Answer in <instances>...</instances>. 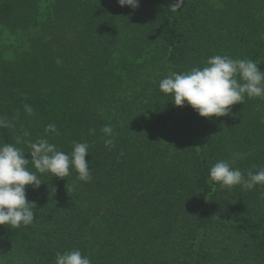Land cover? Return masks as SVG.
I'll use <instances>...</instances> for the list:
<instances>
[{
  "label": "trees",
  "instance_id": "16d2710c",
  "mask_svg": "<svg viewBox=\"0 0 264 264\" xmlns=\"http://www.w3.org/2000/svg\"><path fill=\"white\" fill-rule=\"evenodd\" d=\"M172 3L0 0V28L22 38L0 50V117L15 125L0 142L44 138L69 155L73 141L87 143L92 176L44 174L26 187L34 222L0 226V264H54L73 249L91 264H264V185L209 179L221 160L245 175L264 168V96L205 119L159 90L214 55L264 71V0Z\"/></svg>",
  "mask_w": 264,
  "mask_h": 264
},
{
  "label": "clouds",
  "instance_id": "9594fccd",
  "mask_svg": "<svg viewBox=\"0 0 264 264\" xmlns=\"http://www.w3.org/2000/svg\"><path fill=\"white\" fill-rule=\"evenodd\" d=\"M117 2L120 7L127 6L132 11L140 6L139 0ZM181 4L182 0H173L171 7L175 11ZM159 90L171 97L175 107L190 106L201 118L225 117L229 115L231 106L243 104L246 98L264 96V71L253 59L214 55L206 60L203 67H192L186 72L172 73L161 79ZM25 109L32 113L31 106L25 105ZM14 127L12 121L0 117V129ZM45 131L59 134L55 124H48ZM102 132L107 137L105 147L114 148L112 127L105 126ZM22 135L27 137L29 133L25 131ZM22 142L29 149L30 159L26 158L24 148L17 146ZM88 149L87 143L73 141L69 155L44 138L30 142L17 137L13 143L0 142V226L19 228L34 222L33 209L36 205L27 200L26 187L38 189L44 174L65 179L75 172L78 181L89 182L92 176L86 161ZM209 179L221 189L231 190L241 186L244 190H252L264 185V168L248 170L245 175L229 161L221 160L210 168ZM54 264H91V260L80 250L73 249L62 254L58 252Z\"/></svg>",
  "mask_w": 264,
  "mask_h": 264
},
{
  "label": "rangeland",
  "instance_id": "374dc122",
  "mask_svg": "<svg viewBox=\"0 0 264 264\" xmlns=\"http://www.w3.org/2000/svg\"><path fill=\"white\" fill-rule=\"evenodd\" d=\"M33 30H27L22 33L23 37L28 36ZM21 38L17 34L11 33L6 29L0 28V50L5 51L6 53L11 54L13 51L18 50L20 42H18Z\"/></svg>",
  "mask_w": 264,
  "mask_h": 264
}]
</instances>
